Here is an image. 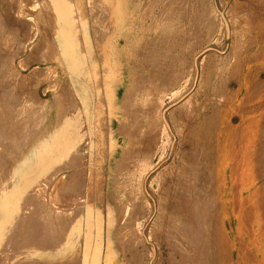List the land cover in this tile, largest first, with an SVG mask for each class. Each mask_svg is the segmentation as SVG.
Wrapping results in <instances>:
<instances>
[{
	"label": "rangeland",
	"instance_id": "obj_1",
	"mask_svg": "<svg viewBox=\"0 0 264 264\" xmlns=\"http://www.w3.org/2000/svg\"><path fill=\"white\" fill-rule=\"evenodd\" d=\"M80 1L0 0V264H264V0Z\"/></svg>",
	"mask_w": 264,
	"mask_h": 264
},
{
	"label": "bare ground",
	"instance_id": "obj_2",
	"mask_svg": "<svg viewBox=\"0 0 264 264\" xmlns=\"http://www.w3.org/2000/svg\"><path fill=\"white\" fill-rule=\"evenodd\" d=\"M81 1L76 0V2H73L72 0H55L54 4L58 7V15L59 18L61 19L62 24H58L57 27V35H58V53L62 59V62L65 64L66 68L73 72L74 74L77 75H82L84 76L86 74V56L84 54L85 48L81 46V39L79 38L78 31L76 29L77 26H75V15L74 11L75 9L79 10L82 8L81 6ZM78 7V8H77ZM120 13L124 16L125 12L123 9H120ZM221 21L223 23H226V30L225 34L229 35L230 29L227 27V20L225 18V15L221 17L219 15ZM80 24L83 27V22L81 20ZM80 32V31H79ZM106 85H108V80L106 82ZM159 118H161L162 121L165 120V113H161ZM77 152V150H75ZM62 155L57 159L59 160L58 164L54 167L53 172H52V180H53V189L54 187H59L61 184L67 181V177L63 172L61 173L60 170V161L61 158L63 157V151ZM62 171V170H61ZM74 173V172H73ZM68 176V175H67ZM69 177V176H68ZM72 177V176H71ZM70 177V178H71ZM64 180V181H63ZM66 180V181H65ZM70 180V179H69ZM145 183V177H141L140 181L138 183V186L143 190ZM62 184V185H63ZM18 186V183L16 184ZM14 191H10L6 197L1 196L0 197V224L3 223L4 219L8 216V209H9V201L13 197ZM63 202V201H62ZM103 203V201L101 200ZM58 203V200L55 202H52V205H56ZM66 205V203L64 202ZM65 205L62 206L65 207ZM56 211V215L61 216L63 214L62 210L59 207ZM208 211V210H207ZM210 211V209H209ZM90 213V212H89ZM211 213V211L209 212ZM65 216L67 217L69 215V209L67 208L64 211ZM220 226H221V221H220ZM11 227V229H13ZM82 231V222L81 219L78 221L74 222V225L71 227L70 231L68 233L65 232L62 241L60 242L59 246L56 248L57 255H73L75 251V246H76V239L80 235ZM142 235V233L140 234ZM26 236V235H25ZM27 237V236H26ZM142 237V236H141ZM24 238V237H23ZM146 238V237H145ZM144 238V239H145ZM27 239V238H26ZM88 246V238L86 237L85 240L83 241V248L85 249ZM99 254L100 251L97 249V258L96 260L92 261L90 263L89 260H84V264H97L99 260ZM153 261H151L150 264H152Z\"/></svg>",
	"mask_w": 264,
	"mask_h": 264
}]
</instances>
